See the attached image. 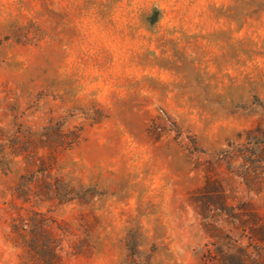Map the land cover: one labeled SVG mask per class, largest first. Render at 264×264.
Instances as JSON below:
<instances>
[{
  "label": "rangeland",
  "instance_id": "374dc122",
  "mask_svg": "<svg viewBox=\"0 0 264 264\" xmlns=\"http://www.w3.org/2000/svg\"><path fill=\"white\" fill-rule=\"evenodd\" d=\"M58 124L81 138L50 180L0 157V264H36L35 213L60 264H220L191 199L209 154L264 130V0H0V150ZM229 196L264 222V180Z\"/></svg>",
  "mask_w": 264,
  "mask_h": 264
},
{
  "label": "trees",
  "instance_id": "16d2710c",
  "mask_svg": "<svg viewBox=\"0 0 264 264\" xmlns=\"http://www.w3.org/2000/svg\"><path fill=\"white\" fill-rule=\"evenodd\" d=\"M49 128L50 134L43 136L46 140L36 139L37 133H31L24 142L3 141L0 157H23L27 162L25 170L32 178L40 175L42 180H50L57 154L78 143L81 134L75 132L72 141L68 142V133L65 135L63 125ZM43 147L49 150L46 156L32 151L33 148L38 150ZM203 171V185L195 192L191 202L204 230L210 238L217 240L220 264H264V222L260 214L249 202L229 203V189L235 184H242L249 191L258 190L262 185L264 130L257 127L238 134L236 139L227 142L225 148L209 154ZM71 200H61V203ZM34 215L39 217L31 220L37 233L33 237H37L38 241L25 242L22 249L32 256L36 264H60L57 246L51 241L52 220L38 213ZM17 218L21 227L14 225V228L24 231L25 218L21 214H17ZM225 233L229 242L222 238Z\"/></svg>",
  "mask_w": 264,
  "mask_h": 264
}]
</instances>
